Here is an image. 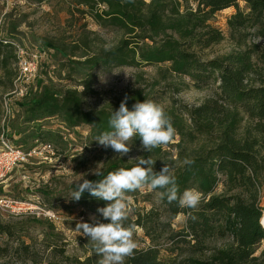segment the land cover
Segmentation results:
<instances>
[{"label":"trees","instance_id":"16d2710c","mask_svg":"<svg viewBox=\"0 0 264 264\" xmlns=\"http://www.w3.org/2000/svg\"><path fill=\"white\" fill-rule=\"evenodd\" d=\"M68 1L99 27L122 34L111 48L84 51L83 59L73 61L77 67L108 71L120 66L165 65L168 72L188 79L196 89L217 84L214 94L198 105L165 110L179 137L176 160L182 162L174 167L175 160H170L168 166L176 177L178 194L186 189L201 193L199 206L181 208L162 199L163 190H154L159 193L162 212L169 219L182 215L184 222L172 229L169 223L159 221L153 206L129 214L125 223L141 228L150 244L137 247L125 264H264V226L260 224L264 214V48L253 43L254 39H264V0H193V6L187 0ZM228 8L234 12L226 18L225 34L213 25V18ZM225 39L234 50L208 59L201 57L204 50ZM14 48L0 40V87L10 88L7 93L13 90L17 74ZM92 76L87 74L82 79L84 89H90ZM40 84L38 91H28L15 103L23 111V122L59 117L71 128L85 125L93 144L98 143L95 138L100 133L109 130V117L121 103L112 110L94 109L85 105L75 89L57 90ZM126 96L129 110L137 101L145 100L141 89ZM42 133L37 125L31 136L39 140ZM129 143L141 147L139 136ZM183 144L194 149L184 154ZM152 151L157 154L159 148ZM132 166L117 157L100 171L103 175L87 179L98 181L109 172ZM163 166L155 165L154 171ZM71 189L73 193L75 186ZM78 202L96 212L97 218H101L97 209L108 203L88 191ZM164 233L165 250L172 254L178 251L172 258L160 257L158 240ZM183 247L189 251L185 257ZM22 251L26 254V247ZM87 254L71 263L68 257L64 260L68 264H98L101 257L93 246Z\"/></svg>","mask_w":264,"mask_h":264},{"label":"rangeland","instance_id":"374dc122","mask_svg":"<svg viewBox=\"0 0 264 264\" xmlns=\"http://www.w3.org/2000/svg\"><path fill=\"white\" fill-rule=\"evenodd\" d=\"M192 2L187 0L193 6ZM233 10L224 9L213 18V25L225 34L226 18ZM1 34L24 48L45 51L38 61L29 94L39 90L41 81L40 86L50 85L57 90L75 89L88 107L112 110L127 94L141 89L145 100H151L166 110L178 105H198L214 94L217 85L212 82L196 89L188 79L168 72L165 65L159 68L120 66L108 71L77 67L73 61L83 59L84 51L111 48L122 34L99 27L88 14L78 13L68 0L40 3L0 0ZM253 43L264 48V39H254ZM234 49L225 39L204 50L201 57L221 56ZM87 74L93 75L88 90L80 84ZM8 90L10 88L0 87V101L3 102L0 106V131L4 128L0 133V157L4 152L15 151V148L30 155H26L25 161H15L6 171L0 170V264H68L64 260L66 257L70 263L75 258L83 259L93 245L75 227L79 222L92 223L91 217H96L97 213L73 199L71 187L94 176V171L100 172L115 158H123L132 165L138 156H151L156 160L155 165H168L170 160H175L174 167L182 164L176 160L180 150L176 134L172 142L159 148L157 154L153 151L148 153L142 147L134 148L129 143L131 151L120 157L111 148L93 144L88 139L89 128L85 125L71 128L59 117L23 122V111L15 104L25 95L23 83L17 82L13 92L7 93ZM37 125H40L43 135L34 140L31 135ZM183 146L184 154L194 149L190 144ZM129 197V214L153 206L160 215V222L169 223L172 229L182 226V215L169 219L162 212L158 192L145 187ZM6 199L24 203L29 208L14 211L3 202ZM164 237L165 233L158 240L160 257L172 258L178 251L173 254L166 251L168 244ZM133 238L137 247L150 244L139 227H136ZM24 247L26 254L22 251ZM182 249V257L187 256V247Z\"/></svg>","mask_w":264,"mask_h":264},{"label":"clouds","instance_id":"9594fccd","mask_svg":"<svg viewBox=\"0 0 264 264\" xmlns=\"http://www.w3.org/2000/svg\"><path fill=\"white\" fill-rule=\"evenodd\" d=\"M127 100L125 96L118 110L112 111L108 120L109 130L95 138L100 146L111 148L123 157L131 151L129 141L137 136L142 149L148 153L172 142L176 130L161 105L151 100L137 101L129 110ZM134 160L136 163L131 168H119L98 181L83 179L82 183L76 184L72 194V198L78 201L88 191L97 199L108 202L105 207L97 209L102 219L93 216L92 223L79 222L75 227L89 238L96 254L101 257L98 264H125V259L134 256L137 249L133 238L136 225L125 223L129 217L131 199L127 193L147 187L149 191L163 190L161 198H166L170 204L176 202L181 208L195 209L201 202V193L196 189H186L178 194L176 177L167 164L164 163L162 169L156 172V160L151 156H138ZM186 163L191 164L192 161ZM94 174L103 175L95 171Z\"/></svg>","mask_w":264,"mask_h":264},{"label":"built area","instance_id":"2783aa9c","mask_svg":"<svg viewBox=\"0 0 264 264\" xmlns=\"http://www.w3.org/2000/svg\"><path fill=\"white\" fill-rule=\"evenodd\" d=\"M0 40L3 43H9L14 48V54H15V65L17 69V74L13 80V90L16 87L17 82L23 83L24 93H28L30 91V84L33 83V79L36 77L37 72V66L39 59L45 55V51L41 50H35V49H29L24 48L20 46L18 43L13 41L11 38L5 37L2 34L0 35ZM31 152H34L31 151ZM26 155H30V153L24 154L22 151L15 148V151L10 152H4L2 153L0 157V170L1 172L4 170L6 171L11 165L16 162L25 161ZM4 203L8 204L9 207H11L14 211H23L27 210L29 207L25 205L24 203L15 202L10 199H6L3 201Z\"/></svg>","mask_w":264,"mask_h":264},{"label":"water","instance_id":"95a60500","mask_svg":"<svg viewBox=\"0 0 264 264\" xmlns=\"http://www.w3.org/2000/svg\"><path fill=\"white\" fill-rule=\"evenodd\" d=\"M260 224H262V226H264V214H262L261 218H260Z\"/></svg>","mask_w":264,"mask_h":264}]
</instances>
